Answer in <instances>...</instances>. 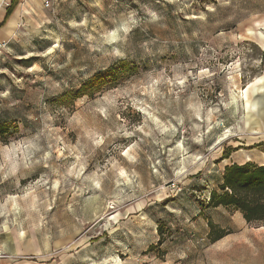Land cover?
Here are the masks:
<instances>
[{"label":"rangeland","instance_id":"obj_1","mask_svg":"<svg viewBox=\"0 0 264 264\" xmlns=\"http://www.w3.org/2000/svg\"><path fill=\"white\" fill-rule=\"evenodd\" d=\"M3 27L0 264H264V223L208 205L264 163V0H20Z\"/></svg>","mask_w":264,"mask_h":264},{"label":"trees","instance_id":"obj_2","mask_svg":"<svg viewBox=\"0 0 264 264\" xmlns=\"http://www.w3.org/2000/svg\"><path fill=\"white\" fill-rule=\"evenodd\" d=\"M20 0H12L0 22L3 27ZM208 205L223 206L241 212L247 223H264V163L251 162L225 165L217 187L208 197ZM208 235L215 241L225 235V231L212 221H208Z\"/></svg>","mask_w":264,"mask_h":264},{"label":"crops","instance_id":"obj_3","mask_svg":"<svg viewBox=\"0 0 264 264\" xmlns=\"http://www.w3.org/2000/svg\"><path fill=\"white\" fill-rule=\"evenodd\" d=\"M11 1H12V0H11ZM18 3H19V2H18ZM17 5H18V4H17ZM17 5H16V6H17ZM15 8H16V7H15ZM3 28H4V27L0 28V31L3 30ZM0 36H2V33L0 34ZM257 104H259V100H258Z\"/></svg>","mask_w":264,"mask_h":264},{"label":"bare ground","instance_id":"obj_4","mask_svg":"<svg viewBox=\"0 0 264 264\" xmlns=\"http://www.w3.org/2000/svg\"><path fill=\"white\" fill-rule=\"evenodd\" d=\"M9 24H8V27H9V25H11L13 22H12V19L8 22Z\"/></svg>","mask_w":264,"mask_h":264},{"label":"built area","instance_id":"obj_5","mask_svg":"<svg viewBox=\"0 0 264 264\" xmlns=\"http://www.w3.org/2000/svg\"><path fill=\"white\" fill-rule=\"evenodd\" d=\"M46 2L48 3V2H49V0H46Z\"/></svg>","mask_w":264,"mask_h":264}]
</instances>
